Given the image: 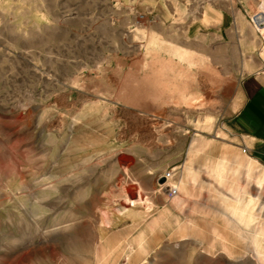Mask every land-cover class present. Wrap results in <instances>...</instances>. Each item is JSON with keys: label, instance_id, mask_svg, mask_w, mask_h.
Instances as JSON below:
<instances>
[{"label": "rangeland", "instance_id": "374dc122", "mask_svg": "<svg viewBox=\"0 0 264 264\" xmlns=\"http://www.w3.org/2000/svg\"><path fill=\"white\" fill-rule=\"evenodd\" d=\"M243 5L0 0V264H264V165L227 132L264 64Z\"/></svg>", "mask_w": 264, "mask_h": 264}, {"label": "crops", "instance_id": "0c3cea01", "mask_svg": "<svg viewBox=\"0 0 264 264\" xmlns=\"http://www.w3.org/2000/svg\"><path fill=\"white\" fill-rule=\"evenodd\" d=\"M242 4L248 15H264L262 0H242ZM208 19L210 27L219 28L222 24L231 23L229 16L223 14L212 16L209 12ZM250 63L252 73L245 76L241 83L243 101L230 118L227 132L238 141V147L264 165V64L254 58Z\"/></svg>", "mask_w": 264, "mask_h": 264}, {"label": "built area", "instance_id": "2783aa9c", "mask_svg": "<svg viewBox=\"0 0 264 264\" xmlns=\"http://www.w3.org/2000/svg\"><path fill=\"white\" fill-rule=\"evenodd\" d=\"M173 175H174V171H168V172L164 173V174L162 175V177H163V178L165 179V181H166L167 179H171V178L173 177ZM164 189H165V195H166V198H167V199H172V198L175 197L176 194H177V190H176V188L173 187V186L165 185Z\"/></svg>", "mask_w": 264, "mask_h": 264}, {"label": "water", "instance_id": "95a60500", "mask_svg": "<svg viewBox=\"0 0 264 264\" xmlns=\"http://www.w3.org/2000/svg\"><path fill=\"white\" fill-rule=\"evenodd\" d=\"M159 182H160V183H163V182H164V179H163V178H161V179L159 180Z\"/></svg>", "mask_w": 264, "mask_h": 264}, {"label": "bare ground", "instance_id": "6f19581e", "mask_svg": "<svg viewBox=\"0 0 264 264\" xmlns=\"http://www.w3.org/2000/svg\"><path fill=\"white\" fill-rule=\"evenodd\" d=\"M168 180V179H167ZM170 180V179H169Z\"/></svg>", "mask_w": 264, "mask_h": 264}]
</instances>
